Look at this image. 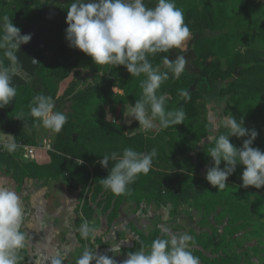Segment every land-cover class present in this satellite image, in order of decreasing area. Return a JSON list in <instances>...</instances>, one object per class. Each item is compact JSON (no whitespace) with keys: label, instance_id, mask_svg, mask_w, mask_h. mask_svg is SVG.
Returning <instances> with one entry per match:
<instances>
[{"label":"trees","instance_id":"trees-1","mask_svg":"<svg viewBox=\"0 0 264 264\" xmlns=\"http://www.w3.org/2000/svg\"><path fill=\"white\" fill-rule=\"evenodd\" d=\"M58 1L0 0V18L8 17L23 33L33 26L40 27L41 12L45 8L51 9ZM63 2L67 17V8L73 0ZM145 3L154 7L156 0H145ZM257 11L258 8L244 1L235 11L224 0H218L215 5L206 1L200 7L187 10L184 19L191 34L218 33L196 40V66L212 81L222 85L219 95L225 103L223 117L233 115L237 120L243 118L245 128L258 132L252 147L264 151V50L250 44L255 39L264 42V23L252 19ZM67 27L65 18L48 31V41L38 53L40 68L35 76L53 100L59 97V100H67L70 105L68 112L54 109L66 114L68 121L51 143L50 162L37 165L21 161L18 154L0 147V169L12 175L20 186L27 179L77 181L83 190L89 192L93 202L100 199V203L107 204L109 208L114 204V210L124 202L171 205L174 208L188 203L199 212L209 215L216 213L221 196L196 188L202 181V173L212 166V159L207 153L215 143L207 141L202 144L211 127L209 103L205 95L190 91L192 82L185 72L179 79H174L169 73V79L160 86L157 95L165 96L166 110L182 108L185 111L184 123L164 129L157 118L153 121V128L139 133L138 121L127 126L123 119L126 107H131L141 97L140 82L145 77H132L124 66L94 64L90 56L69 47L65 33ZM179 54L183 55V52L179 51ZM165 55L168 53L149 55L148 59L163 72L167 71L166 68L162 69V57ZM0 61L9 72L16 68V62L7 58L4 50H0ZM77 70L92 73V83L84 86L82 82L78 89V85L71 82L61 90V84ZM181 90L187 91L191 99L185 101L181 98ZM34 96L30 83L17 89L12 102L0 108V133L13 137L17 145L38 146L37 133L42 124L30 115ZM108 112L113 115L112 121L106 120ZM247 138L230 137V143L239 148ZM126 147L140 153H150L155 149L156 156L153 157L150 171L139 174L128 185L130 194L117 196L101 183L115 160L109 161L108 169L103 168L99 161L111 153L122 154ZM81 160L83 163L79 164ZM220 167H224V162ZM243 170L244 166L238 165L227 182L264 195V186L260 189L242 186L240 177ZM229 205L231 211L227 216L236 227L235 232L247 229L242 223L249 219L250 206L238 203ZM251 212L261 216L252 209ZM87 214L90 217L92 211L88 209ZM194 255L199 257L202 264H232L224 255L218 260L211 259L201 251ZM20 264L26 263L21 259Z\"/></svg>","mask_w":264,"mask_h":264},{"label":"clouds","instance_id":"clouds-1","mask_svg":"<svg viewBox=\"0 0 264 264\" xmlns=\"http://www.w3.org/2000/svg\"><path fill=\"white\" fill-rule=\"evenodd\" d=\"M66 23L69 47L90 56L94 64L124 66L132 77H145L140 82L142 95L126 110L127 114L124 112L125 117L138 121L139 127L144 129L153 128L157 118L164 129L184 123L185 111L182 108L166 110L165 96L157 95V90L169 79V73L179 79L187 64L179 51L184 49L191 33L184 12L176 6L175 0H156L154 7L147 6L145 0H73L67 8ZM0 30V50H4V55L12 62H18L17 50L31 40V35H21L20 29L8 17L0 18ZM170 50H179L174 60L169 59ZM159 53H168L162 57L167 71H160L159 66L154 67L148 59L149 55ZM11 83L12 75L0 61V108L16 96V87ZM179 96L185 101L191 99L184 90L179 91ZM54 109L51 96L38 94L30 104V115L45 128L59 132L68 117ZM223 125L228 130L226 133L207 137L208 142H215L207 153L212 159V166L206 172L207 182L218 191L223 190L228 177L238 165H243L242 186L260 189L264 186V151L252 147L258 132L245 128L243 118L237 120L233 115L226 117ZM230 137L248 138L238 148L230 143ZM0 147L12 152L16 145L9 142ZM155 156V149L140 153L131 147L124 148L122 154L105 155L99 161L103 168H109L110 160H115V164L101 183L114 195L130 194L128 185L139 174L150 171ZM222 162L223 168L220 167ZM82 163L81 160L79 164ZM25 218L21 197L8 187H0V264H19L22 259L18 251L28 240V233L23 230ZM79 232L85 239L95 236V228L87 221ZM192 243L193 237L187 232L165 233L162 238L154 239L150 247L141 242L139 250L128 252L126 259L120 262L114 258L118 256L114 253L120 250V245L111 248L112 256L98 254L93 248L86 247L76 264H200L199 257L193 255ZM50 264H63L62 255L57 252Z\"/></svg>","mask_w":264,"mask_h":264},{"label":"rangeland","instance_id":"rangeland-1","mask_svg":"<svg viewBox=\"0 0 264 264\" xmlns=\"http://www.w3.org/2000/svg\"><path fill=\"white\" fill-rule=\"evenodd\" d=\"M63 1L59 0L51 9L45 8L41 12V28L49 31L65 20ZM206 1L214 5L218 3V0H175V3L183 10L185 17L187 10L200 7ZM224 1L229 4L232 11L239 8L243 1L249 3L250 6H255L258 11L252 19H258L264 23V2L262 0ZM216 35L218 33L191 34L182 50L187 60L185 73L192 82L190 91H199L210 101L211 127L207 137L228 131L223 125L225 103L219 95L222 85L212 81L197 68L194 44L200 38ZM250 44L264 50V42L258 39ZM177 54V51L170 50L169 59L174 60ZM164 68L166 67L163 66L162 69ZM81 78L84 86H88L92 83L93 75ZM69 82L70 79L62 83L61 90L67 87ZM32 89L36 95L49 96L39 79L32 81ZM115 92L120 93L118 90ZM58 98L54 100L55 109L70 111L68 101H61ZM105 108L109 109L108 106ZM106 120H113L112 113L108 112ZM123 120L127 126H132L136 122L132 118L126 119L125 116ZM145 130L139 127L137 132L144 133ZM55 137L56 132L50 129L43 127L40 130L38 147L34 150L42 158L41 164L50 162L48 153ZM207 141L206 138L202 144ZM9 142L3 141V143ZM16 152L22 158L21 161H28L23 158L25 156L32 158L31 154L34 153L33 149L28 153L26 148H21ZM206 172L207 170L202 173V181L196 188L200 191L219 194L222 198L216 213L212 215L199 212L188 203H182L178 208H174L171 205L159 206L154 203L136 205L124 202L119 209L114 210V204L109 208L107 204L100 203V199L93 202L89 192L83 190L77 181H60V183L48 181L42 186L32 183L23 192L22 187L17 189L16 185L13 186L11 175L3 169H0V187H8L21 197L26 213L23 230L28 233V240L25 247L18 251V255L26 264H50L51 258L57 252L62 255L63 264H76V259L86 247L93 248L98 254L112 256L111 248L117 245H120V250L114 253L118 255L114 258L120 262L126 259L128 252L139 250L141 242L150 247L154 239L162 238L165 233L169 232L190 234L194 240V243L190 245L193 255L201 251L211 259L218 260L224 255L226 259L232 261V264H264V195H258L229 182H226L227 186L223 190L218 191L207 182ZM228 203L250 206L249 212L252 216L250 214L249 219L242 223L245 228L248 227L247 229L235 232L236 227L232 225L227 216L228 211H231ZM88 209L92 211L90 217H87ZM251 209L261 216L254 215ZM85 221L95 228L94 238L85 239L80 236L79 229ZM226 259L224 260L227 261Z\"/></svg>","mask_w":264,"mask_h":264},{"label":"water","instance_id":"water-1","mask_svg":"<svg viewBox=\"0 0 264 264\" xmlns=\"http://www.w3.org/2000/svg\"><path fill=\"white\" fill-rule=\"evenodd\" d=\"M21 35H31V40L26 44H21L17 50L16 68L10 72L12 75L11 86L16 90L27 87L35 79L40 68L38 53L43 49L48 41V31L39 26H33Z\"/></svg>","mask_w":264,"mask_h":264},{"label":"crops","instance_id":"crops-1","mask_svg":"<svg viewBox=\"0 0 264 264\" xmlns=\"http://www.w3.org/2000/svg\"><path fill=\"white\" fill-rule=\"evenodd\" d=\"M92 75V73H89V72H86V71H83V70H77V71H75L72 75H71V77H70V82H69V84L71 83V82H75L77 85H78V89H79V86H80V83H82V81H81V77H90ZM34 81V80H33ZM32 83V82H31ZM68 84V85H69ZM120 93H122V92H120ZM35 96H36V94H35ZM206 97V96H205ZM207 98V97H206ZM207 100H208V98H207ZM208 103H209V106H210V101L208 100ZM130 108V106H127L126 107V110L127 109H129ZM125 114H127V112L125 113ZM126 119H131V117H126ZM210 120V119H209ZM210 123H211V120H210ZM44 126L42 125L39 129H38V133H37V142L39 143V134H40V130L43 128ZM57 133L58 132H56V135H57ZM10 139V140H9ZM3 141H12V143H14V140H13V137H11V136H7V135H4V134H2V133H0V145H2L3 144ZM16 145V148H15V150L14 151H12L13 153H18V152H16V151H19V150H21V148H26L27 149V151H28V153H30V150H32L33 149V154H31L32 155V158H28V157H26L25 156V158H23V159H27L28 160V162H32V163H34V164H37V165H41V163H40V161H41V157L39 156V155H37V153H36V151L34 150V149H37V147H25V146H21V145H17V144H15ZM25 150V149H24ZM48 156H49V153H48ZM19 159L20 160H22V158H20L19 157ZM49 159H50V157H49ZM42 164H45V163H42ZM11 180L13 181V186H15L16 185V187H17V189H21V187H22V191L23 192H25L26 191V189H27V186H29L30 184H32V183H36V185L37 184H40L41 186L42 185H45L46 183H48V181H46V180H44V181H38V180H34V179H27L21 186L20 185H18V183H17V181L14 179V177L11 175ZM60 181H63V180H59V182L58 181H53L52 183H60ZM1 184V183H0ZM3 185V184H2ZM60 207V206H59Z\"/></svg>","mask_w":264,"mask_h":264}]
</instances>
